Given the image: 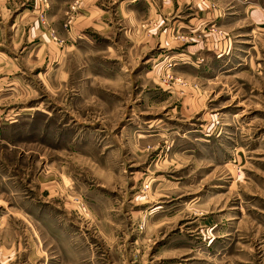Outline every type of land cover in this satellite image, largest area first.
<instances>
[{"label":"rangeland","instance_id":"374dc122","mask_svg":"<svg viewBox=\"0 0 264 264\" xmlns=\"http://www.w3.org/2000/svg\"><path fill=\"white\" fill-rule=\"evenodd\" d=\"M54 2L0 46V264H264V0H99L71 39Z\"/></svg>","mask_w":264,"mask_h":264},{"label":"crops","instance_id":"0c3cea01","mask_svg":"<svg viewBox=\"0 0 264 264\" xmlns=\"http://www.w3.org/2000/svg\"><path fill=\"white\" fill-rule=\"evenodd\" d=\"M29 1L36 2V10L33 11V15H29L30 12L25 13L24 20H21L19 17H14L13 14L18 12L20 8L26 10V6L29 5ZM40 0H0V46H11L14 44L15 37L21 38L23 42V37H38L41 34H44L43 29H40V22L37 18V5ZM54 3H58L57 8L49 10L52 26V32L56 33L58 36H65L71 38H76L77 33L86 31L88 28L91 29L93 26H100L101 28H106V31L110 26V21L108 20L107 10L102 6L103 3H97L99 0H83L80 10L74 14V20L69 24L65 22L66 13H70L68 4L73 2V0H53ZM117 0H114L116 3ZM131 3H135L138 0H130ZM65 3H68L64 6ZM35 4V3H34ZM61 4V5H60ZM55 4L52 3L54 7ZM63 5V6H62ZM72 5V4H71ZM72 8V6H71ZM68 9V10H67ZM76 12V11H74ZM120 13H122L120 11ZM69 19V17H68ZM9 21V23H7ZM66 23V24H65ZM69 25V27H68ZM68 27V28H66ZM14 30L16 32H14ZM114 30V27H113ZM109 31H112L111 29ZM50 31L44 34L49 36ZM105 33L101 32V35ZM108 35V34H106ZM14 44V45H13ZM38 45L39 51L43 46L42 43H36ZM22 45V43H21ZM36 45V46H37ZM41 46V47H40ZM5 52V51H4ZM1 53V52H0ZM2 54H4L2 52Z\"/></svg>","mask_w":264,"mask_h":264},{"label":"built area","instance_id":"2783aa9c","mask_svg":"<svg viewBox=\"0 0 264 264\" xmlns=\"http://www.w3.org/2000/svg\"><path fill=\"white\" fill-rule=\"evenodd\" d=\"M72 8H75V6H73Z\"/></svg>","mask_w":264,"mask_h":264}]
</instances>
